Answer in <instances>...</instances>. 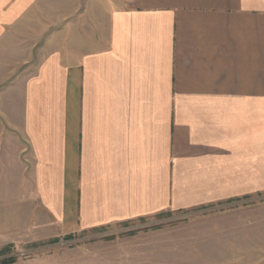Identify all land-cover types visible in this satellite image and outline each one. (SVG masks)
Segmentation results:
<instances>
[{"label":"crops","instance_id":"crops-1","mask_svg":"<svg viewBox=\"0 0 264 264\" xmlns=\"http://www.w3.org/2000/svg\"><path fill=\"white\" fill-rule=\"evenodd\" d=\"M37 11L0 119L58 231L264 194V0H0V45Z\"/></svg>","mask_w":264,"mask_h":264},{"label":"rangeland","instance_id":"rangeland-1","mask_svg":"<svg viewBox=\"0 0 264 264\" xmlns=\"http://www.w3.org/2000/svg\"><path fill=\"white\" fill-rule=\"evenodd\" d=\"M54 18L48 11L28 13L21 26L7 29L0 46L9 80L0 75V91L45 46ZM10 132L0 119V257L13 264H264V194L63 235L42 210Z\"/></svg>","mask_w":264,"mask_h":264},{"label":"trees","instance_id":"trees-1","mask_svg":"<svg viewBox=\"0 0 264 264\" xmlns=\"http://www.w3.org/2000/svg\"><path fill=\"white\" fill-rule=\"evenodd\" d=\"M72 236H67L66 239L71 238ZM15 261L11 259H5L3 257H0V264H13Z\"/></svg>","mask_w":264,"mask_h":264}]
</instances>
